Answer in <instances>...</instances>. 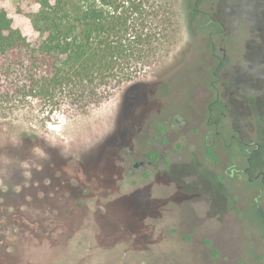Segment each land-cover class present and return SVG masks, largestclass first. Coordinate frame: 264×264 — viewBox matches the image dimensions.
<instances>
[{
    "label": "rangeland",
    "instance_id": "rangeland-1",
    "mask_svg": "<svg viewBox=\"0 0 264 264\" xmlns=\"http://www.w3.org/2000/svg\"><path fill=\"white\" fill-rule=\"evenodd\" d=\"M169 1L150 81L0 120V264H264V0Z\"/></svg>",
    "mask_w": 264,
    "mask_h": 264
},
{
    "label": "trees",
    "instance_id": "trees-1",
    "mask_svg": "<svg viewBox=\"0 0 264 264\" xmlns=\"http://www.w3.org/2000/svg\"><path fill=\"white\" fill-rule=\"evenodd\" d=\"M31 2V39L0 9V120L32 114L33 103L43 120L80 114L118 89L142 85L173 35L169 0Z\"/></svg>",
    "mask_w": 264,
    "mask_h": 264
},
{
    "label": "flooded vegetation",
    "instance_id": "flooded-vegetation-1",
    "mask_svg": "<svg viewBox=\"0 0 264 264\" xmlns=\"http://www.w3.org/2000/svg\"><path fill=\"white\" fill-rule=\"evenodd\" d=\"M175 119L177 120V117H175ZM258 147H259V144L258 143H255V147L252 149V152H250V153L252 154ZM154 153H155V151H154ZM160 154H161V152H160ZM249 158L250 157H247V161H249ZM152 163H153V159L150 156H148L147 154H145L143 159H141V160H134L133 166L135 168H137L139 166H145L146 164H152ZM244 171L248 173V167H246L244 169ZM261 180H263V177H261Z\"/></svg>",
    "mask_w": 264,
    "mask_h": 264
}]
</instances>
